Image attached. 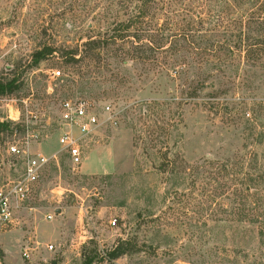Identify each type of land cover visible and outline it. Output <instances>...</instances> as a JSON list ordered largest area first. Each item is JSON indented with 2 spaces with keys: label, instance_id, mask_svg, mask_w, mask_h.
<instances>
[{
  "label": "rangeland",
  "instance_id": "374dc122",
  "mask_svg": "<svg viewBox=\"0 0 264 264\" xmlns=\"http://www.w3.org/2000/svg\"><path fill=\"white\" fill-rule=\"evenodd\" d=\"M140 3L0 0V84L14 82L13 91L0 88V122L13 130L0 132V184L21 173V160L7 152L11 144L57 158L36 184L20 225L0 231V264H264L257 226L232 214L243 177L235 172L247 170L251 152L261 159L264 139L255 143L243 126L207 110L201 103L211 87L191 99L182 91L185 83L205 80L197 56L201 27L181 28L187 9L202 10L199 0H171L157 11L154 44L172 36L175 55L157 51L155 59L147 50L143 56L150 58L142 61L101 49L98 61L85 46L136 14ZM215 6L219 14L220 2ZM173 22L182 29L177 38L160 31ZM190 41L193 55L186 52ZM42 51L50 54L37 62ZM71 56L83 60L72 63ZM53 69L63 75L53 80ZM69 98L120 111L118 127L85 142L77 167L59 144L61 104ZM27 245L31 259L23 255Z\"/></svg>",
  "mask_w": 264,
  "mask_h": 264
},
{
  "label": "trees",
  "instance_id": "16d2710c",
  "mask_svg": "<svg viewBox=\"0 0 264 264\" xmlns=\"http://www.w3.org/2000/svg\"><path fill=\"white\" fill-rule=\"evenodd\" d=\"M170 1L141 0L136 14L117 21L111 32L89 38L85 46L90 49V55L103 61L100 51L104 49L113 51L118 58L124 55L130 60L145 61L150 58L143 56L147 50L153 52L152 58L155 59L157 51L160 54H177L179 50L174 47L172 36L163 35L159 45L154 44L157 29L155 16L158 9ZM219 2L222 10L217 14V6L212 5ZM199 4L202 7L200 12L187 9V18L181 28L191 32L195 23L201 27L197 56L201 59L200 73L205 75V80L198 81L196 85L185 83L182 91L191 99L196 96V90L211 87L212 91L204 96L201 104L236 129L243 126V133L260 145L264 139V95H258L264 86V0H199ZM177 25L179 23L173 22L174 28H160V31L169 29L177 38L176 31L182 30ZM184 36V41H188L189 33ZM193 45V41H190L186 47L188 54H195L194 48L189 49ZM49 54L50 51L36 52L34 58L39 62ZM79 60L74 56L70 58L72 63ZM181 60L186 61L184 57ZM207 77L214 79L210 85L205 84ZM199 82L202 83L201 87H198ZM13 85V81L1 83V92L13 91ZM229 96H233L231 100L226 98ZM17 129L25 132L26 126L18 124ZM12 131L9 123L0 122V132ZM251 155L247 170L235 172L236 176L243 174V177L239 182L241 186L234 187L232 214L239 221L246 220L256 225L264 245V155H261V159L257 152H251Z\"/></svg>",
  "mask_w": 264,
  "mask_h": 264
},
{
  "label": "built area",
  "instance_id": "2783aa9c",
  "mask_svg": "<svg viewBox=\"0 0 264 264\" xmlns=\"http://www.w3.org/2000/svg\"><path fill=\"white\" fill-rule=\"evenodd\" d=\"M49 75L55 80L63 74L60 69H53ZM17 118L19 116L12 117ZM60 123L64 126L59 137L61 150L67 154L71 165L77 167L83 162L85 142L104 128L118 127L120 111L111 103L97 108L87 99L69 98L61 104ZM7 152L17 155L22 167L18 178H9L0 184V231L20 225L23 212L31 209L30 201L41 175L57 159L56 156L32 152L30 148H21L17 144H11ZM53 217V214L46 215L48 220ZM112 224L116 225V221ZM53 248L54 245H50V250ZM31 251L33 248L29 245L24 247V257L31 259Z\"/></svg>",
  "mask_w": 264,
  "mask_h": 264
}]
</instances>
